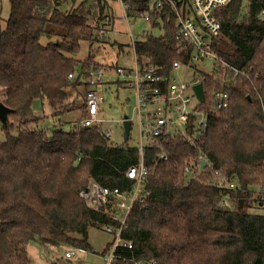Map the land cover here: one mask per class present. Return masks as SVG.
<instances>
[{
	"label": "trees",
	"instance_id": "1",
	"mask_svg": "<svg viewBox=\"0 0 264 264\" xmlns=\"http://www.w3.org/2000/svg\"><path fill=\"white\" fill-rule=\"evenodd\" d=\"M9 3L4 26L0 12V102L13 109L19 123L8 118L2 125L0 264H34L32 241L46 253L62 247L91 250V227L118 225L110 213L89 207L80 192L90 179L130 189L134 181L127 171L139 160V146L113 143L101 127H82L78 120L68 130L39 128L45 117L33 109L42 98L56 109L54 117L71 110L62 106L67 90L86 88L81 80L87 70L102 65L95 44L104 36L108 43L117 19L114 6L107 0ZM262 10L264 0H231L216 12L221 30L213 38L214 51L239 74L224 73L218 64L210 73L194 66L204 87L199 106L207 110V126H196L192 116L185 133H147V193L127 217L123 237L133 247L120 248L126 261L119 264H264ZM150 13L163 33L135 40L138 65H154L167 80L175 62L189 63L191 46L178 48L173 9ZM220 88L230 94L222 109L213 99ZM201 157L208 163L203 168ZM231 181L235 188L226 186Z\"/></svg>",
	"mask_w": 264,
	"mask_h": 264
},
{
	"label": "built area",
	"instance_id": "2",
	"mask_svg": "<svg viewBox=\"0 0 264 264\" xmlns=\"http://www.w3.org/2000/svg\"><path fill=\"white\" fill-rule=\"evenodd\" d=\"M117 1L120 4L122 16L126 22L131 17L143 16L145 20L154 23L150 11L154 9L162 10L166 6L173 9L178 48L182 49L183 45H189L192 50L189 63L175 62L173 71V73H176L181 67L190 66L194 70V73L189 81L172 78L173 73L166 80L165 77L158 74L157 67L154 65L146 64L141 69L137 61L133 63L131 71H128L121 65L113 67L116 75L123 78L130 87L136 90V110L140 125L144 126L143 120L145 119L148 122V134L152 137L160 136L164 132L174 134L168 127L178 124L173 118L175 114L179 123L183 122L184 133L185 123L192 116L195 117L196 126L205 128L208 124V114L207 110L199 106L200 103H204L205 101L200 102L193 90L195 84L201 83L199 77L195 74L196 70L194 66L200 62L213 61V68L218 64L220 65L218 69H221L224 73L230 70L234 77L239 74V70L222 61L213 48V38L221 30V22L217 18L216 12L227 6L231 0ZM259 17L264 19V10L261 11ZM147 34L149 32H145V35ZM131 37L132 46H134L135 40L132 34ZM106 71L107 67L104 65L90 68L86 72L87 77L85 80H81L85 81L86 90L84 116L80 119V124L82 127H101L106 137L110 139L111 133L103 128L99 117L100 103L103 100L99 87L105 82ZM78 73H70L68 78L74 79ZM164 82H166L165 87L161 85ZM213 99L214 105L218 109H222L229 105L230 94L225 88H220L213 92ZM138 146L139 160L136 165H133L127 171V176L134 181V185L130 189L120 190L116 187H106L90 179L87 187L80 192V196L89 207L98 212L110 213L118 222L117 226L106 225L103 227L114 236L113 241L100 255L103 264H119V261H126V257L120 252V248L133 247V242L124 238L123 232L127 217L135 203L147 193L145 184L149 177L148 169L143 160V141ZM203 161H207L205 157H201V162ZM186 170H189V167ZM226 186L228 188L236 187L233 181L228 182ZM223 203L229 207L231 205L226 199H224ZM87 250L81 247H63L60 255L50 264H83V255L87 253ZM149 264H155V261L149 262Z\"/></svg>",
	"mask_w": 264,
	"mask_h": 264
},
{
	"label": "rangeland",
	"instance_id": "3",
	"mask_svg": "<svg viewBox=\"0 0 264 264\" xmlns=\"http://www.w3.org/2000/svg\"><path fill=\"white\" fill-rule=\"evenodd\" d=\"M108 3L112 4L116 10V23L114 24L113 30L108 33V43H105V38L102 37L101 43L95 44V53L96 60L102 62H111V58L114 60L118 53V44L124 46L126 54L123 57H120V64L124 65V62H128L130 65V59H132V37L134 40L142 39L145 35V32L152 33L155 36H159L163 33V29L156 27L152 22L145 20L143 16L131 17L128 22L124 21L119 14L117 9V3L115 0H107ZM0 12L2 17V25L4 26L5 20L9 16L10 12V3L9 0H0ZM114 43V45H112ZM198 69L205 72H212L213 70V61L200 62L195 65ZM195 68V67H194ZM194 70L189 67H181L179 71L174 72L172 78H177L183 81H189L193 77ZM112 75L115 73L111 72ZM111 74H108L109 77ZM114 80L116 81V75H114ZM85 87L80 86L77 90L73 89V97L71 102H68L69 99L65 100L62 103V106L71 109L66 112L60 119V117L52 116L55 112V109L48 103L46 99L38 98L33 103V109L36 115L45 117L39 124V128H52L53 126H62V128L68 130L70 126L76 122L80 121L84 116L82 107H78L77 104L83 103L82 97L84 96ZM103 99L104 102L101 105V124L104 129H107L111 133V142L116 144L127 143L129 145H140L141 133L143 132L144 144L147 140L148 133V122L144 119V126L140 125L139 116L137 114V96L135 90L123 87L119 83H107L103 88ZM73 101V102H72ZM77 101V103H76ZM150 109V108H149ZM82 113V115H81ZM125 117L130 118L132 121V130L128 140L124 135V121ZM173 118L178 122L177 125H170L168 128L174 134L184 133L183 122L179 123L177 116L174 114ZM9 119L11 122L17 125L19 119L13 114H9ZM104 120V121H103ZM61 123V124H60ZM60 124V125H59ZM14 131H17V128H14ZM4 138V133L2 130V123L0 122V140ZM114 236L107 232L103 227H91L89 229L88 243L91 247V250H87V253L84 254V264H103L100 253L107 249L108 245L113 241ZM62 248H54L46 253L45 249L42 248L37 242L32 241L29 244V254L34 260V264H49V258L51 257V262L57 258L61 253Z\"/></svg>",
	"mask_w": 264,
	"mask_h": 264
},
{
	"label": "crops",
	"instance_id": "4",
	"mask_svg": "<svg viewBox=\"0 0 264 264\" xmlns=\"http://www.w3.org/2000/svg\"><path fill=\"white\" fill-rule=\"evenodd\" d=\"M116 1V3H117V9H118V11H119V14H120V17L123 19V16H122V13H121V8H120V4H119V2L117 1V0H115ZM124 20V19H123ZM116 23V22H115ZM122 45V44H121ZM130 49L132 50V59H130V65H128V62H124V65H122V64H120V57H123L125 54H126V52H125V49H124V46H123V49H121L120 47H119V44H118V53H117V56L115 57V59L113 60L112 58H111V62H102V61H98V62H100V63H102V65H104V66H106L107 67V71H106V77H105V82L99 87V90L102 92V96H103V88L105 87V85L107 84V83H119L120 85H122L123 87H128V88H131V89H133V90H135V88H133V87H130L129 85H128V83H126V81H124V79L123 78H120L119 76H117L116 75V73H115V70H114V68L113 67H115V66H117V65H121V66H124L128 71H131L132 70V68H133V63L134 62H136L137 61V57H136V53H135V48H134V46H131L130 47ZM125 57V56H124ZM137 63H138V61H137ZM111 72H113V73H115L114 75H116V81L114 80V75H112L111 74ZM108 74H111L109 77H107V75ZM84 88V87H83ZM86 90V89H85ZM135 92H136V90H135ZM73 89H68L67 90V94H68V98L67 99H69L68 100V102H71V100H73L72 99V97H73ZM82 100H83V103H81V105L80 104H77V106L80 108V107H82V108H84V106H85V92H84V96L82 97ZM73 102V101H72ZM103 102H104V99L102 100V102L100 103V107H101V105L103 104ZM76 103H77V101H76ZM56 110V109H55ZM101 110H102V108L100 109V115H99V117L101 116ZM83 113H84V109H83ZM81 115H82V113H81ZM63 118V117H62ZM126 119H130V118H128V117H125V120ZM102 121V120H101ZM104 121V120H103ZM132 122V121H131ZM61 124V123H60ZM59 124V125H60ZM131 130H132V127H131ZM131 132V131H130ZM124 135H125V130H124ZM130 136V135H129ZM147 136V135H146ZM125 137H126V135H125ZM128 139V138H127ZM140 140H142L143 141V143L145 142L144 140H143V134H141V138H140ZM28 251H29V246H28ZM100 255H101V253H100ZM85 257V256H84ZM84 259V258H83ZM49 264L51 263V257L49 258ZM33 262H34V260H33ZM83 262H84V260H83ZM45 264V263H44ZM84 264V263H83Z\"/></svg>",
	"mask_w": 264,
	"mask_h": 264
},
{
	"label": "water",
	"instance_id": "5",
	"mask_svg": "<svg viewBox=\"0 0 264 264\" xmlns=\"http://www.w3.org/2000/svg\"><path fill=\"white\" fill-rule=\"evenodd\" d=\"M193 90L195 92V95L197 97V99L200 102H204L205 101V95H204V87L202 83H197L193 86ZM13 113V109L8 107L7 105H5L3 102H0V122L2 123V125H7L8 123V118H9V114ZM124 130H125V135L126 138H129L130 135V131H131V127H132V122L130 119H126L124 121ZM208 163L207 161H203L202 162V166H206Z\"/></svg>",
	"mask_w": 264,
	"mask_h": 264
}]
</instances>
